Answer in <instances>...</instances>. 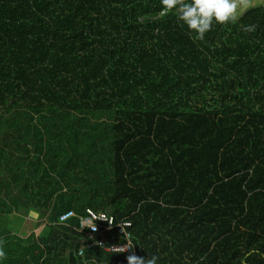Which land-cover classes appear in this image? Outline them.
<instances>
[{
	"label": "trees",
	"instance_id": "1",
	"mask_svg": "<svg viewBox=\"0 0 264 264\" xmlns=\"http://www.w3.org/2000/svg\"><path fill=\"white\" fill-rule=\"evenodd\" d=\"M237 3L196 41L161 0H0V125L20 141L0 133V264H264V0ZM102 141L111 190L96 212L130 223V251L87 248L58 217L93 208L50 203L47 187L34 202L42 178L16 189L2 173L12 144L37 166L47 147ZM30 211L45 225L21 238ZM124 244L106 232V248Z\"/></svg>",
	"mask_w": 264,
	"mask_h": 264
},
{
	"label": "rangeland",
	"instance_id": "2",
	"mask_svg": "<svg viewBox=\"0 0 264 264\" xmlns=\"http://www.w3.org/2000/svg\"><path fill=\"white\" fill-rule=\"evenodd\" d=\"M238 5H241V3ZM238 9L240 8L238 7ZM14 128L8 127V123L5 122L0 125V133L3 136L10 137V139H7L9 143L20 142L16 138ZM65 143L64 139L62 145L65 146ZM21 144L18 143L16 145ZM11 148V156L13 155V160L15 161L11 162L9 169L3 167L2 173L7 177L12 174L15 176L16 180H18L15 182L16 189H19L20 184L24 182L25 177L22 176L31 177L30 181L27 182L31 186H33L32 182L42 178L44 188L42 186L38 189V186L34 185L37 188L34 189L33 186L29 190L32 194L29 193V197L34 199V202L39 197V193L41 195L46 194L48 188L54 189L50 203L56 201V203L62 202V205L90 206L95 211H98L100 204L102 205L101 202H104L110 194L111 168L109 166L108 148L104 145V141L94 148L79 147L74 149L75 154L72 153L71 149L67 150L64 153L65 155L61 153L58 158L54 157L51 153L52 150L47 147L46 156H44V159L39 160L37 166H35L32 159L23 160V158L27 159V155L15 151V145L12 144ZM28 148H31L30 142L28 143ZM3 150L5 154L8 151V147H3ZM17 150L19 151V149ZM65 150L64 148L63 151ZM28 153L31 154V151ZM4 154L2 155L5 156ZM19 157L23 158H20L19 161ZM46 195L51 196V193ZM36 218L25 216L23 218L26 222L25 227H22L21 224L15 234L25 238L26 232L39 231L40 233L45 221L36 222Z\"/></svg>",
	"mask_w": 264,
	"mask_h": 264
},
{
	"label": "clouds",
	"instance_id": "3",
	"mask_svg": "<svg viewBox=\"0 0 264 264\" xmlns=\"http://www.w3.org/2000/svg\"><path fill=\"white\" fill-rule=\"evenodd\" d=\"M161 3L162 13L174 12L196 41H203L205 33L212 29L213 24L222 25L237 18V0H161ZM245 30L251 31L252 28L249 26ZM133 246L124 251H130ZM249 255H252V252L245 254L241 264H245ZM3 256L4 253L0 250V258ZM126 262L127 264H158V257L152 255L150 258H145L129 254Z\"/></svg>",
	"mask_w": 264,
	"mask_h": 264
},
{
	"label": "built area",
	"instance_id": "4",
	"mask_svg": "<svg viewBox=\"0 0 264 264\" xmlns=\"http://www.w3.org/2000/svg\"><path fill=\"white\" fill-rule=\"evenodd\" d=\"M85 214L83 216H78L72 210L64 212L59 215L58 223L65 224L70 218H76L78 220L77 231L83 235V241L86 243V247H100L108 251L125 252L132 245L130 243V234L127 228L130 226L129 222L120 221L114 223V218L111 214L105 212H96L90 208L85 209ZM112 229L116 230V233L121 235L125 240V244L122 246L111 245L106 248L105 246V236L106 232ZM79 254L82 253L81 250L78 251Z\"/></svg>",
	"mask_w": 264,
	"mask_h": 264
},
{
	"label": "water",
	"instance_id": "5",
	"mask_svg": "<svg viewBox=\"0 0 264 264\" xmlns=\"http://www.w3.org/2000/svg\"><path fill=\"white\" fill-rule=\"evenodd\" d=\"M104 211L107 214H110L112 212V209L110 207H107L104 209ZM29 216H31L32 218H36L37 214H35L34 212L30 211L29 212ZM75 263V259L73 257L72 253H69V259H68V264H74Z\"/></svg>",
	"mask_w": 264,
	"mask_h": 264
},
{
	"label": "crops",
	"instance_id": "6",
	"mask_svg": "<svg viewBox=\"0 0 264 264\" xmlns=\"http://www.w3.org/2000/svg\"><path fill=\"white\" fill-rule=\"evenodd\" d=\"M100 211V210H99ZM106 213V212H105ZM24 225H26V222L23 220L22 222V227H25ZM31 232V231H30ZM29 232V233H30ZM29 233L26 232V234L28 235ZM35 235H37V233H39V231L33 232Z\"/></svg>",
	"mask_w": 264,
	"mask_h": 264
},
{
	"label": "bare ground",
	"instance_id": "7",
	"mask_svg": "<svg viewBox=\"0 0 264 264\" xmlns=\"http://www.w3.org/2000/svg\"><path fill=\"white\" fill-rule=\"evenodd\" d=\"M37 217V216H36Z\"/></svg>",
	"mask_w": 264,
	"mask_h": 264
}]
</instances>
